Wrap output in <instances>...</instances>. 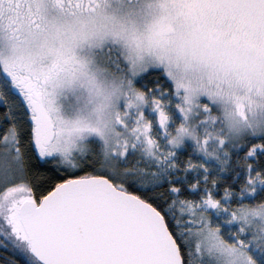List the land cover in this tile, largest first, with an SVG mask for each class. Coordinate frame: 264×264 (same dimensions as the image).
<instances>
[{"label":"snow or ice","instance_id":"6c2138e0","mask_svg":"<svg viewBox=\"0 0 264 264\" xmlns=\"http://www.w3.org/2000/svg\"><path fill=\"white\" fill-rule=\"evenodd\" d=\"M0 264H264V0H0Z\"/></svg>","mask_w":264,"mask_h":264}]
</instances>
